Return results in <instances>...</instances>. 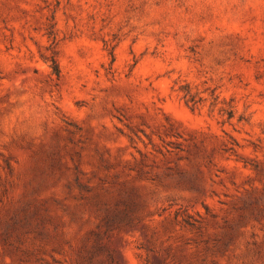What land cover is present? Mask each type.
<instances>
[{"label": "rangeland", "instance_id": "rangeland-1", "mask_svg": "<svg viewBox=\"0 0 264 264\" xmlns=\"http://www.w3.org/2000/svg\"><path fill=\"white\" fill-rule=\"evenodd\" d=\"M0 264H264V0H0Z\"/></svg>", "mask_w": 264, "mask_h": 264}, {"label": "trees", "instance_id": "trees-1", "mask_svg": "<svg viewBox=\"0 0 264 264\" xmlns=\"http://www.w3.org/2000/svg\"><path fill=\"white\" fill-rule=\"evenodd\" d=\"M111 59H113V52L110 50ZM53 70L58 73V66L55 58H52ZM173 90H175L181 98L190 107L194 108L198 103H201L205 98L199 94V91L194 90V88L188 82H181L180 80H175L173 84ZM211 100L209 101V110H217L222 115H226L228 119H231L234 115L233 105L228 104L227 106L219 104L218 95L210 94Z\"/></svg>", "mask_w": 264, "mask_h": 264}]
</instances>
